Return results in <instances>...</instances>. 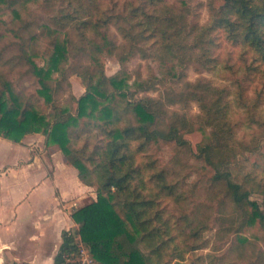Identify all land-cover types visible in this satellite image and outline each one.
Here are the masks:
<instances>
[{
	"label": "trees",
	"instance_id": "16d2710c",
	"mask_svg": "<svg viewBox=\"0 0 264 264\" xmlns=\"http://www.w3.org/2000/svg\"><path fill=\"white\" fill-rule=\"evenodd\" d=\"M123 7L122 11L109 14L100 9L99 18L83 21L104 44L110 45L111 52H118L121 65L137 52L165 60L161 53L164 50L167 54L173 53L185 68L188 63L181 61L176 47L183 49L184 38L194 35L200 42L195 48L200 47L207 68L213 69L216 59L211 56L212 34L218 30L241 47L244 54L253 56L249 69L262 76L260 82L264 86V0H222L214 22L206 28L190 22L191 9L182 6L179 8L182 12L176 13L177 8L165 0H140L138 4L131 1ZM111 24L118 26L124 43L107 35ZM177 40L180 41L176 43ZM66 52L67 46L57 43L47 68L38 66L29 57L18 59L31 63L41 83L38 93L48 105L54 103L49 82ZM1 59L0 56V62ZM169 74L174 79L181 78L173 69ZM164 76L138 79V92L153 88L157 82L164 81ZM93 79H89L85 93L76 98L75 111L56 105L49 114L34 105L23 107L12 83L4 82L0 89V135L15 142H22L28 134L44 135L45 144L58 145L68 163L78 170L79 178L96 187L97 199L76 209L72 217L79 224L78 233L90 247L97 264H203L200 263L202 256L191 257L194 258L191 261L187 257L189 251L194 252L200 246L177 242L182 227L173 218L174 213L162 206L165 199L171 198L182 208L196 183L190 189H183L192 183L189 173L182 177L169 166H158L149 153L151 145L161 141L189 145L184 135L192 132L197 123L214 127V132L199 145V157L215 171L212 182L224 195L222 203L230 202L241 219L237 225L230 223L225 229L239 234L240 245L249 241L241 234L245 228L259 224L264 231V198L252 199L250 189L233 177L231 167L237 163L238 153L232 141L238 125L230 117L228 88L202 83V80L189 84L194 92L190 93L201 110L198 115H189L175 110L167 112L163 103L153 97L131 100L125 69L111 76L102 73L94 82ZM236 97L239 106H249L244 88ZM118 98L126 101L133 120L127 122L125 113L120 112L115 104ZM254 105L257 109L260 102ZM249 122L250 126L261 125L254 116ZM214 140L218 143H212ZM260 187L264 195V182ZM193 221L194 218L191 224ZM192 234L198 236L199 229ZM76 249L74 236L64 231L55 264H64L65 255Z\"/></svg>",
	"mask_w": 264,
	"mask_h": 264
},
{
	"label": "rangeland",
	"instance_id": "374dc122",
	"mask_svg": "<svg viewBox=\"0 0 264 264\" xmlns=\"http://www.w3.org/2000/svg\"><path fill=\"white\" fill-rule=\"evenodd\" d=\"M131 1L138 4L140 0H0V89L4 82L12 83L23 107L34 105L45 114H49L51 108L56 105L75 111L76 98L85 93L90 78H94V82L102 73L111 76L125 69L129 75L131 100L149 96L160 100L167 112L175 110L198 115L201 110L194 101L191 94L194 92L190 90L189 84L194 85L202 80V83L209 82L219 88L226 87L230 91V117L232 123L238 125L236 138L232 141L237 146L238 153L237 163L231 167L233 177L250 189L252 199L262 201L264 195L260 183L264 182V86L260 82L263 81L262 76L249 69L253 56L244 54L241 47L230 42L224 32L217 30L212 34L214 44L211 46V56L216 59L213 69L207 68L200 47L195 48L200 42L194 35L184 38L183 49L176 47L178 55L182 56L181 61L188 63L185 68L180 59L174 58L173 53L167 54L164 50L161 53L166 61L137 52L121 65L118 52H111L110 45L104 44L96 32L89 25H84L83 21L99 18L100 9L108 14L122 11L124 4ZM165 2L175 6L176 13L182 12L180 7H188L192 10L189 15L190 22L206 28L214 22L222 0ZM185 15L186 18L182 20L184 26L187 23L186 12ZM107 35L119 43L125 42L122 32L115 24H111ZM178 41L180 40L175 42ZM57 43L65 44L67 52L60 62L59 70L53 72L49 82L54 94V103L48 105L38 93L41 83L34 74L31 63L20 62L18 59L29 57L38 66L47 68ZM97 44L102 45L101 48L97 47ZM172 69L179 73L180 79H174L175 77L169 74ZM155 76H164V81L157 82L145 92H138V79H152ZM242 88L249 105L247 108L237 104L236 94ZM5 96L9 98L8 92ZM259 102L260 106L256 109L254 104ZM115 104L121 113H125L127 122L133 120V112L128 110L125 100L118 98ZM251 116L260 121L261 125L256 126L259 125L257 123L250 126ZM201 124L197 123L192 132L185 133L184 138L189 141L187 146L161 141L152 144L149 149L151 158L158 166H169L182 177L189 173V181L192 183L183 189H190L192 184L196 183L195 189L189 191V199L182 208L171 198L162 203L169 213L170 210L174 213L173 218L178 220L179 227H182L183 232L179 230L177 242L181 245L186 242L200 246L194 252H188L190 261L202 256L200 263L203 264H264V231L259 224L247 227L241 232L249 240L243 245L238 242V233L225 229L230 223L237 225L241 219L230 202L222 203L224 195L220 193L219 186L212 182L215 171L204 162V158L199 157V145L214 132V127ZM33 135L35 136L29 142L34 150L49 155L62 153L58 145L41 142L40 138L45 137L44 135ZM39 142L43 143L42 149L37 146ZM212 143L218 142L214 140ZM50 204L51 198L47 192L43 191L35 198L37 210L48 208ZM192 218L194 221L191 224ZM72 229L76 240L79 241L77 230ZM196 229H199L198 236L192 234Z\"/></svg>",
	"mask_w": 264,
	"mask_h": 264
},
{
	"label": "crops",
	"instance_id": "0c3cea01",
	"mask_svg": "<svg viewBox=\"0 0 264 264\" xmlns=\"http://www.w3.org/2000/svg\"><path fill=\"white\" fill-rule=\"evenodd\" d=\"M34 136L15 142L0 135V264H55L64 231L82 240L73 212L97 199L96 187L79 178L63 153L34 150ZM43 191L51 204L37 210Z\"/></svg>",
	"mask_w": 264,
	"mask_h": 264
},
{
	"label": "built area",
	"instance_id": "2783aa9c",
	"mask_svg": "<svg viewBox=\"0 0 264 264\" xmlns=\"http://www.w3.org/2000/svg\"><path fill=\"white\" fill-rule=\"evenodd\" d=\"M64 264H97L90 247L82 240L77 243V249L74 252L65 255Z\"/></svg>",
	"mask_w": 264,
	"mask_h": 264
}]
</instances>
